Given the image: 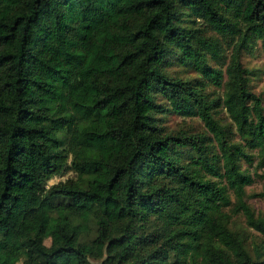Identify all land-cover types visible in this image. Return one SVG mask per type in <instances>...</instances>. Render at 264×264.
Masks as SVG:
<instances>
[{"label": "trees", "instance_id": "1", "mask_svg": "<svg viewBox=\"0 0 264 264\" xmlns=\"http://www.w3.org/2000/svg\"><path fill=\"white\" fill-rule=\"evenodd\" d=\"M253 35L264 0H0V264H264Z\"/></svg>", "mask_w": 264, "mask_h": 264}, {"label": "rangeland", "instance_id": "2", "mask_svg": "<svg viewBox=\"0 0 264 264\" xmlns=\"http://www.w3.org/2000/svg\"><path fill=\"white\" fill-rule=\"evenodd\" d=\"M189 13H185V16L188 17ZM241 60L247 68L254 69V74L251 75L249 83L253 91L260 94L262 98V103L264 106V51L261 48L260 39L253 35L250 38V42L246 48L242 50ZM170 63L167 65V70L172 75L188 76L191 78H196L199 75L196 70L188 66L182 65L174 57L168 59ZM205 90L210 92L211 95L220 96L222 95L223 88L217 87L213 84H207ZM158 102L166 104L165 98L158 94L156 96ZM223 118L227 119V115L224 110H222ZM157 115L160 116V122L164 125V128L168 131L176 130L180 127H186L195 131L205 130V126L202 120L197 116H186L180 115L173 111L164 110L157 112ZM252 169V168H251ZM257 171L264 175V167H258ZM74 176V171H67L65 173L54 174L50 179L49 183H54L59 180H65L68 177ZM264 186V177L255 176L253 183L246 186L247 193L250 194L248 197V202L255 209L256 212L264 214V197L261 195H251L255 192H260ZM236 223L239 227H245L246 233L248 234L247 242L250 249H253L256 245L260 246L261 249H264V243L262 242L260 234L254 229L247 227L244 222V218L241 214L235 217ZM50 239H46V243L49 244ZM90 261L92 264H100V261L91 258Z\"/></svg>", "mask_w": 264, "mask_h": 264}]
</instances>
